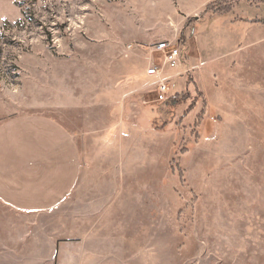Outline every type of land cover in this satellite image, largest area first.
<instances>
[{"label":"rangeland","instance_id":"374dc122","mask_svg":"<svg viewBox=\"0 0 264 264\" xmlns=\"http://www.w3.org/2000/svg\"><path fill=\"white\" fill-rule=\"evenodd\" d=\"M167 40L186 72L161 104L144 71ZM143 100L146 128L131 119ZM25 114L78 133L123 115L129 160L117 164L132 178L85 190V227L62 208L0 207V243L85 241L99 264H264V0H0V126ZM94 143L87 154L109 170L111 150Z\"/></svg>","mask_w":264,"mask_h":264},{"label":"crops","instance_id":"0c3cea01","mask_svg":"<svg viewBox=\"0 0 264 264\" xmlns=\"http://www.w3.org/2000/svg\"><path fill=\"white\" fill-rule=\"evenodd\" d=\"M183 61L185 63L184 59ZM160 68V79L167 81H182L181 78L186 72V67L182 65L176 71L162 65ZM144 75L145 79L152 78L148 77L145 71ZM198 77L202 79L201 73ZM203 79L207 77L204 76ZM157 82L158 80L153 85L150 83L146 88H155ZM180 88L181 85L178 86L177 92ZM200 88L204 91L202 86ZM146 103L147 101L143 100L131 108L135 110L131 119H135L137 126L140 123L145 128L149 126L151 115L154 113ZM124 108L127 109V105L122 107V111ZM36 115L25 114L0 126V207L11 210L14 215L20 217L36 218L62 208L60 211L65 214L67 220L80 219L83 222L82 227H85L84 221L89 220L92 213L91 207L88 206L91 202L88 197L86 201V195L83 194L85 190L104 187V184L112 186L113 181L123 182L128 176L132 178L131 173L127 172L131 171L127 164L123 166V170H118L120 164H117H124L129 160L122 142L121 123L125 117L122 115L115 121L116 126L113 128L110 123L106 125L104 116L99 115L96 131L78 133L74 124L72 127L53 117ZM86 121L88 123V119L83 118L77 123L82 125ZM90 140H96L94 144L98 152L111 150L113 160L110 161L112 166L109 170L99 166L100 163L97 165V161L91 159L92 154H87V149L91 151V146L87 145ZM107 143L108 148L105 147ZM91 161L96 164L93 168L89 167ZM109 174H112L113 179L108 178ZM99 200L97 199V203L103 204ZM81 204L87 205L86 210L77 209L76 205ZM72 230L76 231V227ZM85 243H54L43 246L35 241L28 245L1 242L0 264H59L62 262L63 252L67 253L66 261L71 258L72 264H99L97 257L90 258L91 249ZM26 252L32 253L28 259L25 258Z\"/></svg>","mask_w":264,"mask_h":264},{"label":"built area","instance_id":"2783aa9c","mask_svg":"<svg viewBox=\"0 0 264 264\" xmlns=\"http://www.w3.org/2000/svg\"><path fill=\"white\" fill-rule=\"evenodd\" d=\"M153 52L160 53L162 66L169 69L179 68L181 66V53L180 48L174 41H163L155 46ZM148 77H155L158 79L155 85L156 102L165 103L168 100L169 87L167 80L161 78L160 66L153 65L146 71Z\"/></svg>","mask_w":264,"mask_h":264},{"label":"trees","instance_id":"16d2710c","mask_svg":"<svg viewBox=\"0 0 264 264\" xmlns=\"http://www.w3.org/2000/svg\"><path fill=\"white\" fill-rule=\"evenodd\" d=\"M175 97L172 98V100H174ZM176 102V101H175Z\"/></svg>","mask_w":264,"mask_h":264}]
</instances>
